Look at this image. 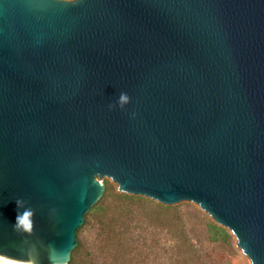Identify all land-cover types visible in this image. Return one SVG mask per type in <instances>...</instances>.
Returning <instances> with one entry per match:
<instances>
[{"label": "water", "instance_id": "95a60500", "mask_svg": "<svg viewBox=\"0 0 264 264\" xmlns=\"http://www.w3.org/2000/svg\"><path fill=\"white\" fill-rule=\"evenodd\" d=\"M103 178L264 264V0H0V256L66 264Z\"/></svg>", "mask_w": 264, "mask_h": 264}, {"label": "trees", "instance_id": "16d2710c", "mask_svg": "<svg viewBox=\"0 0 264 264\" xmlns=\"http://www.w3.org/2000/svg\"><path fill=\"white\" fill-rule=\"evenodd\" d=\"M103 184V194L85 213L83 224L77 229V244L66 264H96L97 259L101 258L100 252L108 249L112 252L113 260L137 264L139 248L128 234L131 220H146L150 225L165 227L172 238L179 240L165 248L166 252L172 251L168 254L170 264H207L195 245L197 243L189 238L188 231L195 232L198 224H201L202 231L207 233L210 241L227 243L231 237L226 228L215 222L191 221L192 218L177 206L163 205L125 192L113 194L106 179ZM193 217L196 218V215ZM197 217L200 218V215ZM87 227L94 230L90 248L86 247L82 235Z\"/></svg>", "mask_w": 264, "mask_h": 264}, {"label": "rangeland", "instance_id": "374dc122", "mask_svg": "<svg viewBox=\"0 0 264 264\" xmlns=\"http://www.w3.org/2000/svg\"><path fill=\"white\" fill-rule=\"evenodd\" d=\"M104 179L107 180L113 194L120 192L113 181L109 178H103V180ZM142 197L151 199L145 196ZM151 200L155 201L153 199ZM169 206H177L180 208V210L184 211L188 217L190 216L192 218L191 221L203 222V220H210L214 222L207 213L190 201L183 200ZM193 215H196V218H194ZM197 215H200V218L197 217ZM129 223L130 228L128 234L134 240V244H137V247L139 248L136 257L137 264H170L168 254L172 251L168 250V252H166L165 248H169L171 245L178 243L179 240L177 238H172L171 233H169L165 227L150 225L146 220H142V222L131 220ZM202 230L201 224H198L195 232L187 231L189 232L190 240L193 241V243H197L195 245H197L201 255L204 256L207 264H250L241 249L236 246L235 237L230 232L231 237L228 242L220 243L218 241H210L207 233ZM93 234L94 230L92 227H87L83 231L82 235L86 247L90 248L89 245L93 238ZM100 256L101 258L97 259L96 264H129L126 260L123 262L113 260L112 252L109 249L100 252ZM0 264L6 263L0 259Z\"/></svg>", "mask_w": 264, "mask_h": 264}, {"label": "clouds", "instance_id": "9594fccd", "mask_svg": "<svg viewBox=\"0 0 264 264\" xmlns=\"http://www.w3.org/2000/svg\"><path fill=\"white\" fill-rule=\"evenodd\" d=\"M130 101V97L126 92H121L118 96V99L116 101V104H109L108 107L109 109L118 106L119 108L123 109L126 104H128ZM16 203V209H17V215L15 218V222L13 223L14 228H20L23 229L24 231H30L32 227V215H33V210L32 209H27L24 213H20L18 211L19 206L22 204L21 199H17L15 201Z\"/></svg>", "mask_w": 264, "mask_h": 264}, {"label": "bare ground", "instance_id": "6f19581e", "mask_svg": "<svg viewBox=\"0 0 264 264\" xmlns=\"http://www.w3.org/2000/svg\"><path fill=\"white\" fill-rule=\"evenodd\" d=\"M0 259L3 260L6 264H26V263L19 262V261H16V260H12V259H9V258H5V257H2V256H0Z\"/></svg>", "mask_w": 264, "mask_h": 264}]
</instances>
